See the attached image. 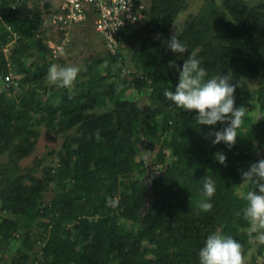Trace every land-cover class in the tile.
Masks as SVG:
<instances>
[{
	"label": "trees",
	"instance_id": "trees-1",
	"mask_svg": "<svg viewBox=\"0 0 264 264\" xmlns=\"http://www.w3.org/2000/svg\"><path fill=\"white\" fill-rule=\"evenodd\" d=\"M12 2H0V18L19 35L5 52L9 33L0 24V261L19 220L28 235L10 264H199V250L217 229L240 241L245 252L250 249L244 219L236 213L245 204L242 194L255 186L241 185V173L264 159V149L238 139L231 148L213 145L209 133L228 122L199 125L197 111L178 108L163 91H175L184 62L195 52L208 78L231 76L236 107L264 100V3L250 7L243 0H204L178 32L187 47L181 54L164 41L187 0H151L139 24L141 43L129 59L136 69L126 73L120 48L106 53L104 71L87 62V71L64 88L48 86L54 60L37 37L49 5L22 3L12 9ZM130 36L126 29L121 39ZM22 59L31 62L25 65ZM131 92L141 96L142 106ZM256 123L264 127V108ZM251 125L246 113L238 133ZM40 129L62 138L63 159L45 164L43 156L22 169ZM161 135L169 141L155 154L161 169L153 165L134 172L138 148L151 152L149 142L155 150ZM217 152L226 155L225 164L215 160ZM151 170L161 175L152 182L153 203L139 221ZM206 176L216 181L209 212L197 207ZM50 186L53 193L46 201ZM109 197L118 199L117 207L108 206ZM255 245L260 263L249 264H264V245Z\"/></svg>",
	"mask_w": 264,
	"mask_h": 264
},
{
	"label": "clouds",
	"instance_id": "clouds-1",
	"mask_svg": "<svg viewBox=\"0 0 264 264\" xmlns=\"http://www.w3.org/2000/svg\"><path fill=\"white\" fill-rule=\"evenodd\" d=\"M164 43L174 53L187 52V47L181 43L177 32ZM86 71L82 66L53 63L48 69L46 80L55 86L71 88L80 73ZM236 88L237 85L231 83L229 74L208 78L207 70L201 66L196 53L192 52L179 72V83L175 91L165 89L163 95L178 108L189 112L197 111L196 121L199 125L214 126L218 122L227 121L226 127L209 133V136L214 137L213 145L223 142L231 148L236 143L238 130L242 129L248 111L244 106L236 107ZM215 160L225 164L227 157L223 152H217ZM241 175V185L255 187L242 194L245 204L236 216L240 217L242 214L248 224L246 231L249 244L264 245V159L251 164ZM215 192L216 181L206 176L201 199L197 204L201 211L209 212L212 209L213 205L209 201ZM107 203L108 206L117 207L118 199L109 197ZM199 264H247L244 245L217 229L207 236L199 250Z\"/></svg>",
	"mask_w": 264,
	"mask_h": 264
},
{
	"label": "rangeland",
	"instance_id": "rangeland-1",
	"mask_svg": "<svg viewBox=\"0 0 264 264\" xmlns=\"http://www.w3.org/2000/svg\"><path fill=\"white\" fill-rule=\"evenodd\" d=\"M204 0H187L188 7L182 12L177 20L174 22L173 27L171 28L170 35H174L176 32L178 33L183 25L185 20L189 15L197 14L201 6L203 5ZM217 4H219V0H214ZM245 4L248 6H255L264 3V0H243ZM151 0H147L148 6H150ZM44 11V17L48 15V12ZM140 26H135L131 29L132 36L124 37L120 40L121 50L123 55L126 57V66H124V70L126 73L129 71H134L136 68L133 64L130 63V56L135 48L140 45L141 38L137 35L142 33L140 31ZM42 34L40 33V37H38L43 43H47L51 41L49 44L52 46H62L60 38L61 36L58 33L53 32L49 27L48 23L45 22L42 25ZM41 29V30H42ZM143 34V33H142ZM144 37V36H143ZM142 37V39H143ZM37 38V39H38ZM69 41L65 43V45L59 51L51 52V56L53 57L54 63L61 66L68 65H77L84 67L88 62L91 67L99 66L102 71H104L103 61L105 60V51L103 50L101 38L94 32L93 26L91 22H88L86 26H78L72 29L71 35L68 37ZM48 44V45H49ZM24 60L25 65L30 64V60ZM87 63V64H88ZM100 64V65H99ZM117 77H115L116 79ZM48 86L52 84L48 83ZM256 83L251 85V88L256 87ZM132 96L137 97L134 92H131ZM120 97H124L123 93H119ZM136 102L139 106H142L143 100L141 96L135 98ZM242 106L248 109L247 114L252 119V125L238 133L237 137L238 141L246 140L254 142V148L261 152L264 149V127L259 126L256 123V119L263 113L264 108V100H256L250 99L246 100L242 103ZM62 143L61 137H54L51 133L44 129H40L39 138L37 140L36 146L34 148L33 153L28 158L21 161L20 166L22 169L27 167H31L33 165V161L36 159H41L43 156L46 158L45 164H50V162L58 163L63 159V155L60 152V146ZM169 144L168 138L166 135H161L160 140L155 143V150H153V146L151 148V152L145 151L141 146L138 148L136 155V166L134 167V172H141L143 168H147L150 170V166L154 165L155 170H159L162 167V163L157 162L155 158V154L157 149L160 146H164ZM153 150V151H152ZM164 153L169 154V150L165 148ZM42 167H40L41 169ZM148 173V172H147ZM157 172L151 170V176ZM147 175V174H146ZM252 189V188H251ZM53 193L52 186L44 193V200H48ZM2 216H8L7 214H2ZM244 229H247L248 224L244 220ZM131 225L128 224V227ZM27 228L23 225V223L19 220V229L13 232V237L10 244L6 247V253L3 256V260L0 262L3 264H10L11 258L13 254L22 249L21 241L27 237ZM40 248L32 247L31 252L36 253V255H41ZM257 248L255 244H252L250 249L245 252L247 264H249L252 260L255 263H260V258L257 257ZM8 251V252H7ZM36 257V256H35ZM34 260L37 259L33 258ZM35 264V262H34Z\"/></svg>",
	"mask_w": 264,
	"mask_h": 264
},
{
	"label": "built area",
	"instance_id": "built-area-1",
	"mask_svg": "<svg viewBox=\"0 0 264 264\" xmlns=\"http://www.w3.org/2000/svg\"><path fill=\"white\" fill-rule=\"evenodd\" d=\"M22 3L29 6L37 3L42 8L46 4L49 5L48 9L43 10V23L45 20L53 32L60 34L62 45L55 47L49 44L51 41L47 42L46 45L51 52L61 50L69 41L68 37L73 28L86 26L91 22L94 32L101 38L105 53L115 54L121 48V34L126 29L141 24L147 18L149 9L147 0H13L11 8L15 9ZM44 11L48 12L46 17ZM0 24L9 33L8 44L4 48V51L8 52L19 39V35L2 18ZM10 80V74L4 77L6 87L9 86Z\"/></svg>",
	"mask_w": 264,
	"mask_h": 264
},
{
	"label": "water",
	"instance_id": "water-1",
	"mask_svg": "<svg viewBox=\"0 0 264 264\" xmlns=\"http://www.w3.org/2000/svg\"><path fill=\"white\" fill-rule=\"evenodd\" d=\"M148 148H152L151 144L148 142ZM161 173H154L151 176V171H148L147 175L145 176V180L147 182V192H146V197L144 200V205L142 210L140 211L139 214V221L143 220V217L145 216L146 212L149 210L153 203V191H152V182L155 178L159 177Z\"/></svg>",
	"mask_w": 264,
	"mask_h": 264
}]
</instances>
